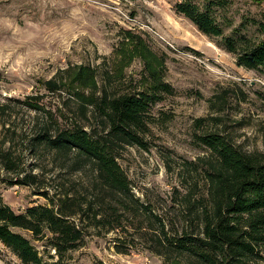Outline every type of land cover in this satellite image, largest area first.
Masks as SVG:
<instances>
[{
  "label": "rangeland",
  "instance_id": "1",
  "mask_svg": "<svg viewBox=\"0 0 264 264\" xmlns=\"http://www.w3.org/2000/svg\"><path fill=\"white\" fill-rule=\"evenodd\" d=\"M187 1L202 6L207 0ZM253 1L228 0L223 9L214 10L224 37L245 35L255 42L264 39L249 22L256 19L264 23V0ZM180 2L0 0V103L8 108L0 121V140L11 139L12 145L6 146L11 145L17 155L16 172L4 170L0 163L1 203L23 212L30 206L48 204L39 195L42 192L56 195L61 189L83 190L89 182L88 170L76 173L56 154L25 149L44 113L51 114L63 128L71 124L74 117L69 106L63 105L65 94H51L43 86L69 66L95 70L99 86L104 85L106 73L112 74L117 80L111 90L126 92L140 89L144 65L152 62L172 86L174 94L150 111L153 123L146 138L147 149L127 146L117 153L132 193L162 216L166 230H189L179 203L186 192L182 169L208 156L194 140L203 130H196V121L219 115L222 130L231 133L243 150L264 153V70L238 67L221 38L204 35L175 12ZM127 32L140 38L133 47L125 38ZM225 94L227 102L211 110L214 96ZM27 97L37 98L46 112L22 105ZM26 175H35L38 184H14ZM198 183L196 197L204 190L201 179ZM131 232L98 235L90 229L83 245L69 254L68 264H169L150 250L149 241L144 243ZM22 234L31 240L30 234ZM31 242L42 253V243ZM119 243L125 254L116 252L114 247ZM262 249L253 264H264V246ZM0 264H21L2 243ZM177 264L188 263L183 260Z\"/></svg>",
  "mask_w": 264,
  "mask_h": 264
},
{
  "label": "trees",
  "instance_id": "2",
  "mask_svg": "<svg viewBox=\"0 0 264 264\" xmlns=\"http://www.w3.org/2000/svg\"><path fill=\"white\" fill-rule=\"evenodd\" d=\"M226 2L207 0L200 6L181 0L175 12L189 19L204 35L221 38L238 67L264 70V39L255 42L245 35L223 36V25L213 13L223 9ZM249 20L264 35V23ZM125 34L131 46L140 40L139 36ZM160 71L155 63L146 62L140 89L126 92L111 90L117 80L112 74L106 73L104 85L99 86L95 70L88 66L58 71L43 86L51 94H65L63 105L69 106L74 118L64 128L51 114L44 113L37 98L23 100L25 107L45 114L25 149L35 154L41 150L56 154L74 172L88 170L90 176L83 190L61 189L56 195L42 192L39 195L48 204L30 206L23 212H15L0 202V243L21 264H68L69 254L83 245L90 229L98 235L132 231L144 243L149 241L150 250L169 264L183 260L188 264H253L260 257L264 246V153L243 150L231 133L222 130L219 115L196 121V130H203L194 135V140L208 156L182 169L186 173L181 177L186 192L179 197V203L189 230H166L162 216L132 193L131 182L117 162V153L127 146L147 149L146 138L153 123L150 111L157 102L174 94ZM226 94L221 98L215 95L210 109L226 103ZM7 109L0 103V121ZM82 120L85 124L80 123ZM10 142L12 145L11 139L0 140V163L4 170L16 172L17 155L11 145L6 146ZM199 179L204 190L196 197ZM14 184L38 183L35 175H26ZM22 232L42 243V253ZM121 247L119 243L114 248L125 254Z\"/></svg>",
  "mask_w": 264,
  "mask_h": 264
}]
</instances>
